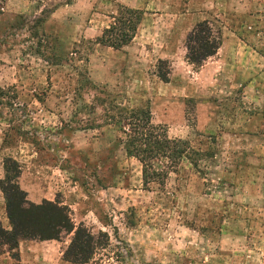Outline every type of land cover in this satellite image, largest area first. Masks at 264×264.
Here are the masks:
<instances>
[{
  "label": "rangeland",
  "instance_id": "1",
  "mask_svg": "<svg viewBox=\"0 0 264 264\" xmlns=\"http://www.w3.org/2000/svg\"><path fill=\"white\" fill-rule=\"evenodd\" d=\"M186 2L168 0L167 9L155 0L142 11L176 16ZM236 2L264 15V0H233L230 9ZM120 5L129 8L116 0H0V178L4 170L13 179L18 166L26 201L56 204L75 229L86 228L98 240L87 264H264V67H249L250 86L226 78L211 98L213 115L185 100L182 121L153 85L169 61L146 62L147 47L160 50L154 43L169 39L163 20L141 22L134 59L97 43ZM210 23L221 38L220 21ZM247 38L264 56L263 38ZM115 107H148L168 137L212 157L196 168L183 160L163 186L145 187L140 163L119 143V126L107 125ZM6 217L0 191V224L10 231ZM73 235L25 240L22 253L0 245V264H72L63 255Z\"/></svg>",
  "mask_w": 264,
  "mask_h": 264
},
{
  "label": "trees",
  "instance_id": "2",
  "mask_svg": "<svg viewBox=\"0 0 264 264\" xmlns=\"http://www.w3.org/2000/svg\"><path fill=\"white\" fill-rule=\"evenodd\" d=\"M143 15L142 10L120 5L116 15L112 17V24L103 31L97 43L113 50H121L134 39ZM216 34L219 35V31ZM216 34L213 25L208 21L195 25L185 40V58L188 64L198 68L216 54L221 41ZM164 62L159 60L160 65ZM168 74L169 70L159 71L157 77L167 83ZM115 110L116 115L109 117L107 125L119 126L124 137L119 139V143L128 156L140 163L145 187L152 183L163 186L170 171L174 173L183 160H190V164L196 168V162L201 161L199 158L212 157L209 152L194 150L185 140L168 137L163 125L152 123L148 107H115ZM9 160L6 161L11 162ZM13 165L16 166V163L13 162ZM12 169L16 172L13 179L8 178L5 171L3 179L0 180V191L6 200V215L11 228L8 231L0 224V245L6 246L9 253H16L21 241L56 240L61 230L67 233L74 231L64 252V260L72 264L89 263L98 246V240L83 226L75 229L66 209L51 202L33 205L26 201V194L17 183L19 167Z\"/></svg>",
  "mask_w": 264,
  "mask_h": 264
},
{
  "label": "crops",
  "instance_id": "3",
  "mask_svg": "<svg viewBox=\"0 0 264 264\" xmlns=\"http://www.w3.org/2000/svg\"><path fill=\"white\" fill-rule=\"evenodd\" d=\"M154 1L155 0H116V2L127 5L129 8L144 10L146 12L150 9ZM159 1L162 5H165L167 9L170 6L168 0ZM232 3L233 0L229 3H215L214 0H187L186 4H184V12L176 16L168 14L169 12L167 13V11L164 14L153 15H148L144 12L145 18H143L144 20H142V22L146 21L148 23L149 20H152L147 18V16H156L164 21V28H166L164 30L170 35L168 37L170 40L167 39L162 44L154 43L156 48L160 47L162 49L158 50L147 47V51L149 50L151 52L148 51V60L146 59V62H151L153 58H155V62L159 60L169 61L170 69L168 82L164 83L154 75L153 78L155 81L153 85L163 92H166V97H159L160 100L169 99V110L174 111V114H178V117L182 119V121L185 120V100L195 101L197 113L206 112L209 115H213L212 110L217 103L215 102L216 100L213 102V99L218 98L220 92L223 93L226 87V78H229L236 84L247 82L249 83L248 86H250L252 81L249 80H251L252 74L248 71L249 67L255 66L259 68V71H262L264 67V56H262L258 49L261 44H250L247 38H263L262 43L264 46V15L262 13L247 14V11L243 10L240 2H236L238 5L236 9H233V7L230 9ZM217 6H228L231 11L218 13V11H216ZM167 16L170 18L173 17L175 23L174 21L169 23ZM203 21H220L221 41L216 54L206 60L202 66L194 68L186 61L183 43L195 25ZM141 26H143L142 23L139 28H141ZM137 37L138 34H136L134 39L121 50L112 49L113 52L119 56V59L125 58L126 55L123 51L129 52V59L135 58V56H133L136 49L134 41ZM174 38L181 46V50L179 51L180 55L174 53ZM155 51L156 53H154ZM141 58L145 60L144 57ZM249 58H251L254 63H252ZM133 64L134 62L127 67L126 74L130 76L134 74ZM253 74H258V70H253ZM127 81H130V78H128ZM211 86H218V88L216 87L215 90H212L210 88ZM172 96H176L174 101L170 100ZM212 121V117H210L207 128L211 127ZM4 173L5 171L3 170V177ZM3 177L0 178V180L3 179ZM25 247H27V245L23 241L18 245V249L21 253L24 251Z\"/></svg>",
  "mask_w": 264,
  "mask_h": 264
}]
</instances>
